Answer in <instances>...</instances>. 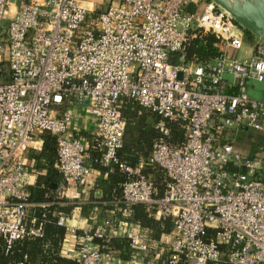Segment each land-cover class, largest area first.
Listing matches in <instances>:
<instances>
[{
	"label": "built area",
	"instance_id": "1",
	"mask_svg": "<svg viewBox=\"0 0 264 264\" xmlns=\"http://www.w3.org/2000/svg\"><path fill=\"white\" fill-rule=\"evenodd\" d=\"M0 0V236L4 251L14 240L40 237L45 213L29 210L26 185L33 173L26 151L37 134H55L54 164L64 184L86 177L89 142L71 132L73 105L93 117L90 142L102 147L101 161L124 174L120 195L146 203L158 217L169 215V254L164 264H264V151L233 146L240 129L264 133V42L234 54L243 32L212 0L187 9L189 0ZM10 12L6 16V13ZM211 32L219 52L209 62L195 56L170 61L196 33ZM1 71V67H0ZM179 74V76H178ZM126 95L158 115L160 136L147 160L119 161L124 121L118 109ZM166 120H180L185 132L168 141ZM145 162L166 174L163 191L142 171ZM52 201L39 203L48 206ZM56 223L73 233L67 255L79 264H108L104 233L90 225ZM130 248L145 251L147 238L119 222ZM212 232L208 234L209 231ZM23 255L16 264H31Z\"/></svg>",
	"mask_w": 264,
	"mask_h": 264
},
{
	"label": "trees",
	"instance_id": "2",
	"mask_svg": "<svg viewBox=\"0 0 264 264\" xmlns=\"http://www.w3.org/2000/svg\"><path fill=\"white\" fill-rule=\"evenodd\" d=\"M188 9H191L188 7ZM245 36H251L246 29H241ZM219 52V41L211 32L196 33L190 37L184 44L182 51L172 52L169 55L170 61H177L180 54L184 57L195 56L198 63L209 62ZM2 61H0L1 67ZM120 115L124 121V128L121 137V144L116 149V157L119 161L134 165L139 159L147 160L152 142L160 136L156 127L158 115L148 107L140 105L136 100L126 95L120 96L118 103ZM165 124L169 129L168 141L172 144H178L184 138L183 123L176 120H166ZM84 132V131H83ZM86 136V133L84 132ZM41 145L38 150L32 151L30 156L33 158L32 170L35 172V179L32 184L26 185L27 199L32 203L29 210L34 213L43 211L45 221L43 232L40 237H26L16 239L7 251H4L3 240L0 236V264H16L26 256V260L31 264H79L73 257L63 256L59 253L60 244L64 234L65 227L56 223L57 212L67 214L75 205L69 202L64 196L54 197L56 186L62 181V176L57 170L55 160L56 137L54 133L46 130L39 132ZM88 146L89 163L98 170V176L95 177L93 187L99 189L101 196L107 201H115L119 206L127 207L129 215L124 217L139 226L148 229L149 236L158 238L160 233L167 232L171 226L169 215L154 217V208L146 203L126 202L120 195V183L124 179V174L118 169L113 161L103 163L101 161L102 147L91 143L89 135L86 137ZM235 149L241 151L251 150L250 145H236ZM252 153L263 149L259 143ZM43 170V171H42ZM142 171L156 187V196H160L167 176L165 172L157 165L145 162ZM52 201L48 206L41 207L39 203ZM83 212L85 203L78 204ZM211 233V230H207ZM96 242L103 244V248L117 247L121 250L122 256L130 252V246L127 238H95ZM169 250H163L157 261L153 264H164L167 260ZM178 264H185L180 260ZM204 264H228L225 261H207Z\"/></svg>",
	"mask_w": 264,
	"mask_h": 264
},
{
	"label": "crops",
	"instance_id": "3",
	"mask_svg": "<svg viewBox=\"0 0 264 264\" xmlns=\"http://www.w3.org/2000/svg\"><path fill=\"white\" fill-rule=\"evenodd\" d=\"M204 0H189L186 8L188 9H200L203 5ZM180 57V56H179ZM179 60V58H178ZM75 111L80 110L77 105H73ZM82 116H84L81 113ZM80 116V112L76 113L75 119L71 123V132L76 126V120ZM85 121L82 123V118H80V123L77 126H82V128H90V125H94L93 117L85 116L83 117ZM85 130V129H84ZM90 132V131H89ZM239 132V131H238ZM237 132V134H238ZM240 133V132H239ZM264 134V133H263ZM83 140H87L86 137L79 135ZM237 136V135H236ZM240 136V134H238ZM90 137V135H89ZM241 137V136H240ZM90 139V138H89ZM88 141V140H87ZM41 145V139L39 133L32 141L31 145L26 151V158L33 163V158L30 156L32 151L39 149ZM236 145H243L241 142ZM255 148L256 150V144ZM264 148V143L261 144ZM251 148V145L249 146ZM88 154V150H87ZM85 164L88 166V173L84 180L79 183H67L63 187V195L68 199L69 202H74L75 205L67 213L68 223L79 224L81 226L90 225L92 228H97L104 233V238H126L121 234V229L119 222L121 220L126 221L130 226L136 228L140 233H142L148 240V248L145 251L130 248V252L126 256H122L121 250L117 247H107L103 248L102 252L108 264H153L157 261L160 256L161 251L168 250L167 242V232H162L158 238H152L149 236V230L139 226L137 223L132 222L124 217L129 215V210L127 207L119 206L115 201H107L101 196L100 190L93 187L94 179L98 176V170L92 167L89 163V156L87 155ZM43 171V170H42ZM35 179V172L30 174L28 178V184H32ZM60 183V182H59ZM58 183V185H59ZM57 185V186H58ZM56 186V187H57ZM79 203H85L83 212L81 211ZM31 206V205H30ZM29 206V208H30ZM154 217L158 218V214L154 213ZM73 233H66L62 237V241L59 248V253L63 256H68V251L72 248ZM67 252V253H66ZM70 257V256H68Z\"/></svg>",
	"mask_w": 264,
	"mask_h": 264
},
{
	"label": "water",
	"instance_id": "4",
	"mask_svg": "<svg viewBox=\"0 0 264 264\" xmlns=\"http://www.w3.org/2000/svg\"><path fill=\"white\" fill-rule=\"evenodd\" d=\"M235 23L264 42V0H212ZM179 76V74H178Z\"/></svg>",
	"mask_w": 264,
	"mask_h": 264
},
{
	"label": "rangeland",
	"instance_id": "5",
	"mask_svg": "<svg viewBox=\"0 0 264 264\" xmlns=\"http://www.w3.org/2000/svg\"><path fill=\"white\" fill-rule=\"evenodd\" d=\"M84 1L85 0H83L82 2L85 3ZM9 14H10V12H7L5 17H7V15H9ZM5 21H6V18H3L2 21L0 22V27H2V28L4 27ZM243 37L244 38H243L242 46L238 50L234 51L235 52L234 54H237V55L247 54L248 48H249V43L255 41L254 39H257V37L254 36L253 34H251V36L247 37L243 33ZM7 77H8L7 64L4 61H2V63H1V71H0V81H3L5 79H7ZM254 84H255V87L259 91V90H261L263 88L264 81H259V82L258 81L255 82L254 81ZM76 112H80V110H78ZM77 117H78V120H76V126L73 129V134L76 135V136L81 135L83 137H88V135H90L89 131L92 129V125H90L89 129L82 128V126H77L80 123V118H82V123L84 121H85V123L88 122L86 120H83V117H85V116H82L81 113H80V116H77ZM83 131L86 133V136L84 135ZM239 132H238V134H240L241 137L238 136V134H237V136H235L233 138V141L236 144H239L241 142L243 145H251V150H245L244 152L252 153L253 149L255 148L254 144L257 145V143H259V144L264 143V134L262 132L255 131V130H252L250 128H244V129L242 128V129L239 130ZM256 150H258V149H256ZM261 150L263 152L264 148L261 149Z\"/></svg>",
	"mask_w": 264,
	"mask_h": 264
}]
</instances>
